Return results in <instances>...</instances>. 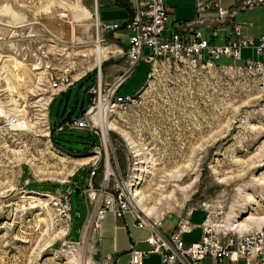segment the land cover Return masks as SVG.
Returning a JSON list of instances; mask_svg holds the SVG:
<instances>
[{
  "label": "rangeland",
  "instance_id": "obj_1",
  "mask_svg": "<svg viewBox=\"0 0 264 264\" xmlns=\"http://www.w3.org/2000/svg\"><path fill=\"white\" fill-rule=\"evenodd\" d=\"M93 10V0H0V264H110L98 253L95 231L86 223L81 228V201L71 194L69 228L42 195L70 183L82 186L92 158L83 130L55 128L64 148L52 143L50 122L69 110L74 118L88 102L75 85L68 94H56L48 109V75L69 67L72 80L86 72L96 79L99 70L102 81L116 64L125 67L118 51L128 37L123 29L111 32L118 37L114 45L102 34L107 48L96 65ZM103 10L101 22L121 23L123 8ZM235 21L244 22L242 33L256 41L264 34V5L237 11ZM148 70L139 60L118 93L137 92ZM88 85L82 82V88ZM17 119L24 128L12 124ZM102 124L119 164L128 158L130 181L139 178L147 206L155 205L148 217L155 224L177 214L176 225L190 210L191 223H199L205 214L200 202L210 204L216 232L229 221L264 217V88L250 75L159 66L138 102L113 109ZM198 233L195 228L192 240Z\"/></svg>",
  "mask_w": 264,
  "mask_h": 264
},
{
  "label": "built area",
  "instance_id": "obj_2",
  "mask_svg": "<svg viewBox=\"0 0 264 264\" xmlns=\"http://www.w3.org/2000/svg\"><path fill=\"white\" fill-rule=\"evenodd\" d=\"M93 1L95 6L96 0ZM254 5H264V0H233L227 7L221 5V0H202L195 6L191 19L173 21L168 27L169 12L163 0H133L130 15L124 22L105 23L96 19L94 28L100 44L104 43L103 33L116 29L128 33L126 45L118 50L124 58L125 67L110 83L101 81L100 77L94 79L85 90L89 100L87 108L56 128L61 130L67 126L83 130L96 139L88 149L92 152V158L82 186L70 183L63 189L42 192L53 213L69 228L70 196L73 187L77 186L79 201L85 209L81 228L86 223L96 231L106 212L116 219L125 212H131L136 226L148 230L145 241L149 250L130 248L128 264H139L140 258L149 251L159 254L160 264H264V224L241 231L224 228L216 232L209 223L210 212L207 208L210 204L205 202H200L205 214L197 240L184 242L181 237L183 232L190 231L188 216L191 210L178 220L171 232H161L159 225L144 216L133 203L132 182L137 180L129 179L131 167L127 156L125 165L119 164L110 141L102 137L97 125L99 116L104 121L113 109L137 103L141 89L159 66L197 71L234 69L250 75L259 88H264V34L254 41L242 33L246 24L234 20L237 11ZM59 15L65 16L64 13ZM110 43L114 45V41ZM145 49L147 53H144ZM243 49L249 50L250 55L242 56ZM220 57L228 58L231 62L219 64L217 60ZM139 60L149 64L144 85L132 95L119 94L118 89ZM47 80L52 91L49 99L64 92L73 83L69 67L49 74ZM98 103L101 104V114L98 113Z\"/></svg>",
  "mask_w": 264,
  "mask_h": 264
},
{
  "label": "crops",
  "instance_id": "obj_3",
  "mask_svg": "<svg viewBox=\"0 0 264 264\" xmlns=\"http://www.w3.org/2000/svg\"><path fill=\"white\" fill-rule=\"evenodd\" d=\"M201 1L202 0H163L164 5L168 8L169 12L168 20L170 23L168 24V27H171L173 21L191 19L194 16L195 6ZM231 1L233 2V0ZM232 2H230L229 4H231ZM229 4L227 6H229ZM132 5L133 0H96V4L93 10L94 18L100 21L99 17L101 15H105L106 13L105 10H103L104 8H123L124 14L120 17V19H117L118 22L122 23L129 17ZM244 29H246V27ZM106 37L108 38L109 42L118 39V37H113L112 33H110V35L107 33ZM125 45L126 42L123 46ZM108 51L110 52V50ZM122 62L125 63L124 58H122ZM115 66L116 68L112 70V72L109 71L108 73L103 74V82L110 83L114 79V76L124 68V66L121 64H116ZM104 78H110V80H106ZM77 79L78 77L73 79V81ZM73 87L74 85L72 84L70 86V89ZM82 89L83 88L81 87L80 90ZM194 212H192L188 216V222L191 225L190 231L183 232L181 235L184 242L195 241L192 240L193 237H191V233L195 228L199 230L197 239L199 237L200 224L203 220V217L199 220V223H191L190 218L192 217ZM176 220L177 214H167L160 217L156 222L159 223V230L167 234L175 228ZM135 223V217L131 212H125L123 216L118 219L114 218L111 213L106 212L102 220L100 221L98 229L95 231L97 239L96 246L100 256L108 260L110 264H128V252L130 248L138 250H149L150 247L145 241L149 233L148 230L146 228L136 226ZM139 264H160L159 254L154 251H149L140 258Z\"/></svg>",
  "mask_w": 264,
  "mask_h": 264
},
{
  "label": "bare ground",
  "instance_id": "obj_4",
  "mask_svg": "<svg viewBox=\"0 0 264 264\" xmlns=\"http://www.w3.org/2000/svg\"><path fill=\"white\" fill-rule=\"evenodd\" d=\"M99 37H98V35L96 36V39H95V42L94 43H96L95 44V50H94V52L96 53V59H95V61H96V65L97 66H99L100 65V62H101V59H102V57H104V52H105V50H106V47H103L100 43H99ZM90 52L91 51H93L92 49H90L89 50ZM109 51H107L106 53H108ZM89 55H91V54H89ZM84 56H87V55H84ZM101 72V71H100ZM100 76H99V70H98V78H99ZM97 107L99 108L98 109V113L99 114H101V104L100 103H98V105H97ZM106 122V120H104L103 121V123H105ZM12 124H14V126L15 127H22V128H24L25 127V123L21 120V119H17L15 122H13ZM97 124H99L100 126H101V128H102V137L103 138H107L109 141H110V143H111V140H110V138H109V135H108V133H107V131L106 132H104V129H103V126H104V124H102V116H99V119H98V122H97ZM131 143V142H130ZM139 177V176H138ZM137 177V178H138ZM139 179V178H138ZM137 179V180H138ZM138 184H139V180L138 181H136L135 183L134 182H132V185H133V196H134V205H135V207L139 210V211H141L142 213H143V215L144 216H146V217H151L153 214H154V206L155 205H152V206H147V204H146V196H144L140 191H139V187H138ZM140 185V184H139ZM138 187V188H137ZM167 197V196H166ZM159 201V200H158ZM156 203H159V202H156ZM263 220H264V217H247L246 219H244V220H242L241 222H239V221H234V222H232V221H229V226L227 225V226H225V228H229V229H234V230H236V231H241V230H243V229H245V228H248V227H250L249 225H248V223L249 222H254L256 225H258V224H264V222H263ZM209 222H210V220H209Z\"/></svg>",
  "mask_w": 264,
  "mask_h": 264
},
{
  "label": "trees",
  "instance_id": "obj_5",
  "mask_svg": "<svg viewBox=\"0 0 264 264\" xmlns=\"http://www.w3.org/2000/svg\"><path fill=\"white\" fill-rule=\"evenodd\" d=\"M108 34L110 35V33H108ZM93 74H94L93 72H86L84 75H82L81 77H79L77 80H75V81L72 83L74 86L76 85V86H75V87L77 88V92H76V93H78V91L81 89V87H82V82L86 81V82H89V84H90L91 82H93V80H94V75H93ZM86 88H87V87H84V88L82 89V93H83V95L85 96L86 101L89 103L88 96H87V94H86V92H85ZM70 90H71L70 87H68L64 92H60V93H61V94H68V93L70 92ZM53 99H54V96L51 98V100H50V102H49V104H48V109H49V107H50V105H51ZM76 100H77V97L75 98V101H76ZM87 106H88V105H87ZM86 108H87V107H86ZM86 108L82 109V108L80 107V108H79V113H78V115H80V114H81ZM78 115H77V116H78ZM71 117H72V115H71V110H69V112L66 114L65 117H62V116H61L59 119H56V120L53 121L52 123L50 122L51 129H50V132H49V136H50V139H51L52 143H55L54 146L57 147V148L63 149L64 147H62V146L60 145V142H59L60 139H59L58 137L55 136V134H54V130H55V128H57L60 124H63L64 121L70 119ZM75 117H76V116H75ZM61 130H62V129H61ZM61 130H59V131H61ZM86 136H87V138H88L89 146L93 145L96 139H95L94 137L88 135V134H86ZM87 149H89V147H88ZM76 171H78V169H77ZM75 173H76V172H74V173L72 174V177L75 175Z\"/></svg>",
  "mask_w": 264,
  "mask_h": 264
},
{
  "label": "water",
  "instance_id": "obj_6",
  "mask_svg": "<svg viewBox=\"0 0 264 264\" xmlns=\"http://www.w3.org/2000/svg\"><path fill=\"white\" fill-rule=\"evenodd\" d=\"M64 128H67V126H64ZM78 194H79V188L77 186H74L73 191H72V195L74 196V198H76L77 201L80 200Z\"/></svg>",
  "mask_w": 264,
  "mask_h": 264
}]
</instances>
